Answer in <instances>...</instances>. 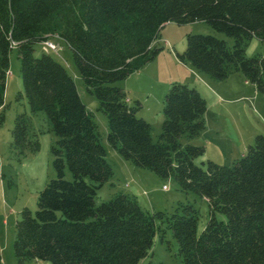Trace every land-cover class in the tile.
<instances>
[{
  "label": "trees",
  "instance_id": "trees-1",
  "mask_svg": "<svg viewBox=\"0 0 264 264\" xmlns=\"http://www.w3.org/2000/svg\"><path fill=\"white\" fill-rule=\"evenodd\" d=\"M191 21H205L232 37L233 44L191 33L177 58L213 80L240 73L264 94V55H246L249 40L264 41V0H0V122L9 53L15 49L30 112L43 113L57 136L51 145L56 177L39 192L36 210L22 208L15 224L17 264L31 259L140 264L156 234L164 239L165 228L172 231L183 264H264V135H256L233 164H198L204 147L180 142L182 135L194 138L206 125V101L194 86L170 84L159 140L153 141L150 123L136 116L140 101L130 105L114 85L160 52L155 42L165 22ZM55 35L72 50L87 91L99 101L108 144L134 166L172 177L180 190L205 199L210 217L204 230L197 233L200 216L191 203L180 202L170 214L144 211L127 193L95 203L113 167L73 77L49 53L33 54L36 44ZM29 118L17 114L11 130L20 157L38 149L37 139L29 137ZM67 168L71 179L65 178ZM216 213L226 214L225 220L216 219Z\"/></svg>",
  "mask_w": 264,
  "mask_h": 264
},
{
  "label": "rangeland",
  "instance_id": "rangeland-1",
  "mask_svg": "<svg viewBox=\"0 0 264 264\" xmlns=\"http://www.w3.org/2000/svg\"><path fill=\"white\" fill-rule=\"evenodd\" d=\"M160 33L155 46L161 50L155 58L114 85L122 88L130 105L140 101L141 107L136 116L143 117L150 123L153 141L159 140L164 119L162 101L168 87H171L170 83L177 81L189 87L194 86L206 101V125L194 138L182 135L180 142L182 145L204 147L205 152L196 157L195 163L202 164L201 162L211 160L220 165L233 164L248 149V144L253 142L256 135H264V94L258 92L240 73L233 72L223 80H213L177 58L176 53H181L187 47V34H211L225 40L229 46L233 44L232 37L214 30L205 21H191L185 24L165 22ZM49 40L58 45L59 51H51L48 48L43 50L42 45L38 43L34 48V56L39 57L43 52L49 53L62 62L73 77L81 101L97 124L100 141L105 147V159L113 167V175L97 190L95 203L98 205L116 194L127 193L136 196L144 211H161L166 214L172 213L180 202L191 203L200 216L197 233L204 230L210 217L209 203L193 192L180 190L172 177L162 178L145 167L134 166L108 144L106 116L98 110L99 101L95 95L87 91L73 60L72 50L59 37L52 36ZM258 54L264 55V41L253 37L246 45V55L253 57ZM20 66L17 52L12 49L9 53L3 96L4 119L0 122V255L4 264L18 263L14 255L13 241L16 238L15 224L20 217L19 212L24 207L31 211L36 210L39 192L50 179L56 177L51 145L57 144V136L50 130L47 117L43 113L30 112L23 94ZM24 112L30 117L29 137L36 138L39 144L36 151H25L20 157L12 147L11 130L16 115ZM65 178L71 179L68 168L65 169ZM163 186L167 189H163ZM215 215L218 220L226 218V214ZM156 224L165 228V224L160 223V220H156ZM165 230L163 240L159 233L156 234L148 257L142 259L140 264H183L176 255L177 243L172 231L166 228ZM25 264L50 263L31 259Z\"/></svg>",
  "mask_w": 264,
  "mask_h": 264
},
{
  "label": "built area",
  "instance_id": "built-area-1",
  "mask_svg": "<svg viewBox=\"0 0 264 264\" xmlns=\"http://www.w3.org/2000/svg\"><path fill=\"white\" fill-rule=\"evenodd\" d=\"M55 37H57V36L55 35ZM42 48L44 50H47V48H48L49 50L55 51V52H58L59 51L58 45H56L55 43H53L52 41H50L49 38L42 43ZM163 189H167V187L166 186H163Z\"/></svg>",
  "mask_w": 264,
  "mask_h": 264
},
{
  "label": "crops",
  "instance_id": "crops-1",
  "mask_svg": "<svg viewBox=\"0 0 264 264\" xmlns=\"http://www.w3.org/2000/svg\"><path fill=\"white\" fill-rule=\"evenodd\" d=\"M205 79V78H204ZM173 80H176V79H173ZM174 82V81H173ZM171 84V83H170Z\"/></svg>",
  "mask_w": 264,
  "mask_h": 264
}]
</instances>
